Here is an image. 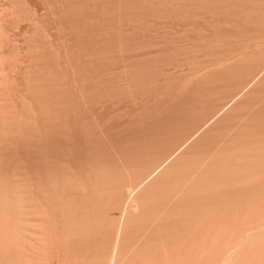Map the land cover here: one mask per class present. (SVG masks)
I'll use <instances>...</instances> for the list:
<instances>
[{
  "label": "rangeland",
  "instance_id": "rangeland-1",
  "mask_svg": "<svg viewBox=\"0 0 264 264\" xmlns=\"http://www.w3.org/2000/svg\"><path fill=\"white\" fill-rule=\"evenodd\" d=\"M260 218L264 0H0V264H221Z\"/></svg>",
  "mask_w": 264,
  "mask_h": 264
},
{
  "label": "bare ground",
  "instance_id": "bare-ground-1",
  "mask_svg": "<svg viewBox=\"0 0 264 264\" xmlns=\"http://www.w3.org/2000/svg\"><path fill=\"white\" fill-rule=\"evenodd\" d=\"M249 226L240 230L233 252H229L227 258L228 254L223 255L226 259L221 264H264V221L254 227ZM259 226L261 228L257 229Z\"/></svg>",
  "mask_w": 264,
  "mask_h": 264
}]
</instances>
